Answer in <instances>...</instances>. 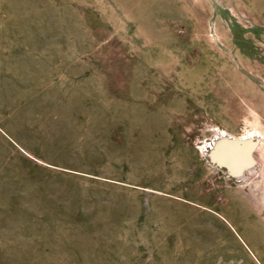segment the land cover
I'll return each mask as SVG.
<instances>
[{"label": "rangeland", "instance_id": "1", "mask_svg": "<svg viewBox=\"0 0 264 264\" xmlns=\"http://www.w3.org/2000/svg\"><path fill=\"white\" fill-rule=\"evenodd\" d=\"M255 131L264 0H0V264H264Z\"/></svg>", "mask_w": 264, "mask_h": 264}, {"label": "water", "instance_id": "2", "mask_svg": "<svg viewBox=\"0 0 264 264\" xmlns=\"http://www.w3.org/2000/svg\"><path fill=\"white\" fill-rule=\"evenodd\" d=\"M234 146V142L231 138H229L227 135H223L218 140H216V143L214 144V148L212 151V157L216 154L224 153L231 149Z\"/></svg>", "mask_w": 264, "mask_h": 264}, {"label": "bare ground", "instance_id": "3", "mask_svg": "<svg viewBox=\"0 0 264 264\" xmlns=\"http://www.w3.org/2000/svg\"><path fill=\"white\" fill-rule=\"evenodd\" d=\"M225 73V71H222L221 73H220V76H221V78H224V74ZM191 77H193V76H191ZM255 133H257V136H256V138H258V145H263L264 144V135L260 132V133H258V132H256L255 131ZM222 134H224V133H222Z\"/></svg>", "mask_w": 264, "mask_h": 264}, {"label": "built area", "instance_id": "4", "mask_svg": "<svg viewBox=\"0 0 264 264\" xmlns=\"http://www.w3.org/2000/svg\"><path fill=\"white\" fill-rule=\"evenodd\" d=\"M223 135H226V134L224 133V134H222V136H223Z\"/></svg>", "mask_w": 264, "mask_h": 264}]
</instances>
